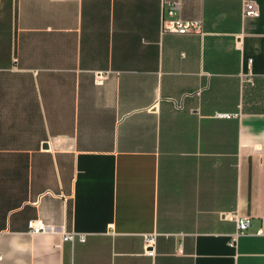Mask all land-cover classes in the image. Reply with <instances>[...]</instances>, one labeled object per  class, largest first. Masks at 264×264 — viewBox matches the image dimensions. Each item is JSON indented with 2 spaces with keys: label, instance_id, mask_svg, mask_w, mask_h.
<instances>
[{
  "label": "crops",
  "instance_id": "1",
  "mask_svg": "<svg viewBox=\"0 0 264 264\" xmlns=\"http://www.w3.org/2000/svg\"><path fill=\"white\" fill-rule=\"evenodd\" d=\"M247 1L0 0V264H264V0ZM170 10L202 33L165 30ZM225 215L251 221L235 247Z\"/></svg>",
  "mask_w": 264,
  "mask_h": 264
},
{
  "label": "built area",
  "instance_id": "2",
  "mask_svg": "<svg viewBox=\"0 0 264 264\" xmlns=\"http://www.w3.org/2000/svg\"><path fill=\"white\" fill-rule=\"evenodd\" d=\"M245 14L246 15H258L259 11L256 8L255 4L252 1H247L245 3ZM170 17L165 18L163 20V28L170 32H177V33H202V21L195 19V20H187L183 18H175L173 17L174 11H169ZM108 73L104 72H97L96 73V82L97 84L101 85L107 80ZM224 218L229 220L235 221L237 224V230L234 234L230 236L229 239V246L235 247L237 242L241 236H243L247 230L251 226V221L249 218L239 217V216H232V215H225ZM29 230L30 233L33 235L38 234H46L49 232L55 233L56 231L45 224L43 221L40 220H33L29 223ZM263 233V232H260ZM61 238L63 242H75L77 239L81 242L85 241V236L76 234L75 232H63L61 233ZM155 245H156V235L148 236L145 239V251L148 256L154 257L155 256ZM182 251V250H181ZM0 260H2V256L0 255Z\"/></svg>",
  "mask_w": 264,
  "mask_h": 264
}]
</instances>
